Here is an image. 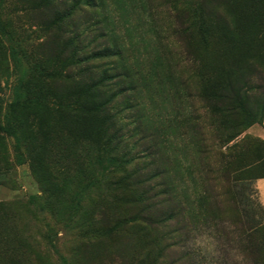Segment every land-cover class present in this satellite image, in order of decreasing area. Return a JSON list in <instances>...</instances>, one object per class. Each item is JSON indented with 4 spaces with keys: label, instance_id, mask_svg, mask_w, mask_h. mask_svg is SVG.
Wrapping results in <instances>:
<instances>
[{
    "label": "rangeland",
    "instance_id": "obj_1",
    "mask_svg": "<svg viewBox=\"0 0 264 264\" xmlns=\"http://www.w3.org/2000/svg\"><path fill=\"white\" fill-rule=\"evenodd\" d=\"M0 264H264V0H0Z\"/></svg>",
    "mask_w": 264,
    "mask_h": 264
},
{
    "label": "trees",
    "instance_id": "obj_2",
    "mask_svg": "<svg viewBox=\"0 0 264 264\" xmlns=\"http://www.w3.org/2000/svg\"><path fill=\"white\" fill-rule=\"evenodd\" d=\"M96 56V55H94ZM258 78H262L260 75ZM245 98L246 96L241 92V90L239 92H235V93H231L230 97H228V102H232L235 106V108L240 109V110H244V102H245ZM255 160L256 162H259L261 160V158H259L258 154L255 156Z\"/></svg>",
    "mask_w": 264,
    "mask_h": 264
}]
</instances>
